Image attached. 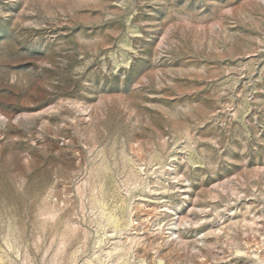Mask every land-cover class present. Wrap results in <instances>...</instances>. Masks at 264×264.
Listing matches in <instances>:
<instances>
[{"label": "rangeland", "instance_id": "1", "mask_svg": "<svg viewBox=\"0 0 264 264\" xmlns=\"http://www.w3.org/2000/svg\"><path fill=\"white\" fill-rule=\"evenodd\" d=\"M0 264H264V0H0Z\"/></svg>", "mask_w": 264, "mask_h": 264}]
</instances>
